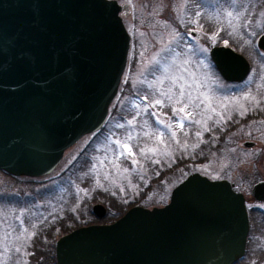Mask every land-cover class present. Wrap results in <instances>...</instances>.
<instances>
[{
  "label": "rangeland",
  "instance_id": "rangeland-1",
  "mask_svg": "<svg viewBox=\"0 0 264 264\" xmlns=\"http://www.w3.org/2000/svg\"><path fill=\"white\" fill-rule=\"evenodd\" d=\"M117 1L123 6L121 15L131 42L108 119L101 130L67 149L48 175L14 176L0 170V264H29L28 248L35 249L32 241L40 231L46 228L40 241L44 246L55 227L58 231L68 225L76 227V215L85 226L106 224L117 219L126 206H164L190 172L229 180L246 196L264 179V114L256 117L259 109H264V101L258 97L264 90V54L257 40L254 43V37L264 33V0ZM228 11L233 17L226 15ZM191 31L198 37L190 36ZM219 39L244 52L252 63L246 81L226 82L212 67L209 53ZM169 77H183L178 83L186 88L191 85L187 90L193 98H209L200 108H189L200 124L189 118L183 121V130L176 127L180 116L173 115L172 107L179 105L165 102L146 107L162 98L160 91L172 87ZM157 119L165 123L159 124ZM129 120L134 123L128 124ZM237 121L240 126L232 128L227 140L218 141L213 136ZM168 123L173 124L172 129L167 128ZM129 134L133 139L128 140ZM117 140L131 145L135 155H121L123 149L114 143ZM246 140L254 141L255 146L244 147ZM133 159L138 163L133 164ZM165 171L169 174L164 177ZM151 184L155 185L153 191L143 194ZM89 202H93L92 212ZM97 204L106 208L105 216L93 213ZM253 227L245 262L261 259L258 248L264 243V234L257 239L258 229H263L260 216Z\"/></svg>",
  "mask_w": 264,
  "mask_h": 264
},
{
  "label": "water",
  "instance_id": "water-1",
  "mask_svg": "<svg viewBox=\"0 0 264 264\" xmlns=\"http://www.w3.org/2000/svg\"><path fill=\"white\" fill-rule=\"evenodd\" d=\"M122 10L117 0H0V169L48 175L67 149L104 126L130 50ZM257 45L264 51V34ZM210 57L227 82H243L252 70L227 44L212 46ZM252 192L264 200V180ZM93 213L103 217L106 208L97 204ZM249 228L245 195L229 180L194 172L164 206L136 205L112 223L61 236L56 261L234 264Z\"/></svg>",
  "mask_w": 264,
  "mask_h": 264
},
{
  "label": "snow or ice",
  "instance_id": "snow-or-ice-1",
  "mask_svg": "<svg viewBox=\"0 0 264 264\" xmlns=\"http://www.w3.org/2000/svg\"><path fill=\"white\" fill-rule=\"evenodd\" d=\"M226 15L228 17H233V12L232 11H228L226 13ZM236 15H239V13H236ZM227 43V42H226ZM159 70V69H157ZM165 72H167V68L164 69ZM169 79L172 80V87H175L177 90L176 92L172 91V87H169L166 91H160V96L162 98L160 99H155L154 104H150L147 105L146 107H155V106H159V105H163L165 104V102H167L170 105H179V107H172V112L173 115H179L180 116V122L176 125V127H179L181 130L184 129L185 125L183 124V121L189 118L193 119V122L196 124H200L201 120H196L194 119L193 116V112L189 111V108L192 107L193 105L196 108H200V106L202 104H205L208 102L209 98L207 96H204L203 99H201L199 96L193 98L192 93L190 91L187 90V88H190L191 85H188L187 88L183 85V84H179L178 81L182 80L183 77H169ZM160 83H163V81H159ZM145 99L147 100L148 97H145ZM212 111H215V109H212ZM183 114V115H181ZM155 115V114H153ZM134 121L129 120L128 124H133ZM157 123L159 124H164L165 122L163 120H159L157 119ZM167 128L172 129L173 128V124L172 123H168ZM118 127H124V125H118ZM145 135H148V133H145ZM153 135H155V133H153ZM164 133H159V136H163ZM172 137L176 136V132L173 131L171 133ZM197 135H199V133H197ZM133 139L132 135L129 134L128 135V140ZM116 144V146L118 148H122L123 152L121 153V155L123 154H127L128 156H134L135 154L132 151V147L131 145H129L128 143H122L121 141L117 140L114 142ZM156 149H147V152H152L155 153ZM141 154H145V150H141ZM101 163H103V161H101ZM133 164L138 163V161H136L135 159L132 160ZM16 251H19V249H16Z\"/></svg>",
  "mask_w": 264,
  "mask_h": 264
},
{
  "label": "trees",
  "instance_id": "trees-1",
  "mask_svg": "<svg viewBox=\"0 0 264 264\" xmlns=\"http://www.w3.org/2000/svg\"><path fill=\"white\" fill-rule=\"evenodd\" d=\"M186 29H184V28H182L181 29V31H185ZM226 33H227V31H226ZM225 33V34H226ZM188 34V33H187ZM222 34V33H221ZM225 34H222V35H225ZM224 39H219V40H217L216 41V43H215V45H219V44H222L224 41H223ZM257 39H256V37H254V43H255V41H256ZM230 41V40H229ZM230 43H231V45H234L233 43H232V41H230ZM238 51V50H237ZM243 54H245L244 52H242ZM263 54H264V52H263ZM246 55V54H245ZM210 63H211V65H212V67L214 68V70L216 71V73L219 75V72H218V70H217V68L215 67V65L213 64V62L211 61V59H210ZM258 97H260L261 99H260V101H264V90L263 89H261V91H259V94H258ZM262 105V104H261ZM262 106H264V104L262 105ZM264 110V109H263ZM263 110H261V109H259V112H258V115L256 116V117H261V116H263L262 114H264V111ZM254 118V117H253ZM242 121V120H241ZM240 126V122L239 121H237V122H234V124H233V126L231 127V126H226V129H223V131H216L215 132V134H213V136H215V138L218 140V141H221V140H227V138H228V136H227V134L228 133H230L231 131H232V128L234 127V126ZM235 128V127H234ZM104 130V129H103ZM102 130V131H103ZM102 131H100V132H102ZM210 139V138H209ZM211 140H213V139H211ZM82 154V155H81ZM79 156H78V158L76 159V161L71 165V166H73L76 162H78V159H79V157L80 156H83V154H84V152L83 153H81ZM176 168H174V169H172V171H174ZM191 173V172H190ZM190 173H188V174H190ZM169 173L167 172V171H165V173L163 174L164 175V177L165 176H167ZM187 174V175H188ZM158 182H160V181H158ZM154 187H155V185H149L144 191V193L143 194H148L149 192H152L153 191V189H154ZM235 189L237 190V191H240V190H238L237 189V185H235ZM163 190H165L164 188H163ZM92 204H93V202H89V205H88V208H89V211H91V207H92ZM138 204V203H137ZM136 205V204H135ZM135 205H133V206H135ZM132 206H126V208L125 209H123L121 212H120V216L118 217V218H120L122 215H124L127 211H128V209H130ZM92 212V211H91ZM117 218V219H118ZM82 218L80 217V216H74V220H76V222L78 223L77 225H76V227L74 226H70V225H68V226H66V229H64V228H59L60 230L58 231V230H56V229H58L57 227H55L54 228V232H52L51 234H50V236H49V238H48V242L46 243V245H44V246H42L41 245V243H40V241H42V235L44 234L43 233V231L46 229V228H43L42 229V231H40V234L38 235V238L36 239V241L34 242V241H32L33 242V246L35 247V249H29L28 248V252L29 253H31L30 254V257H29V254H28V256H27V258H28V263L29 264H57V262H56V252H55V245H56V241H57V239L60 237V236H62V235H64V234H66V233H68V232H70V231H72V230H74V229H76L77 227H80V226H82L83 225V223H80L79 224V222L80 221H82L81 220ZM117 219H115V220H117ZM115 220H113L112 222H114ZM65 223V222H64ZM60 224H63V223H60ZM85 225V224H84ZM59 226H62V225H59ZM43 244H45L44 242H43Z\"/></svg>",
  "mask_w": 264,
  "mask_h": 264
},
{
  "label": "flooded vegetation",
  "instance_id": "flooded-vegetation-1",
  "mask_svg": "<svg viewBox=\"0 0 264 264\" xmlns=\"http://www.w3.org/2000/svg\"><path fill=\"white\" fill-rule=\"evenodd\" d=\"M262 34H264V33H262ZM261 35H259V37ZM261 180H264V179H261ZM246 205H247V210H248V215H249L250 229H249V233H248V237H247L245 254L239 260H237L235 264H251V262L254 263V261H256V263L259 262V264L260 263H264V257H263L264 256V248H263L264 247V243L262 244V246L260 245V247L258 248L259 249V253H260L258 256L261 259H256L255 260V258H253L249 262H245L246 258L248 257L250 242L252 240V235H253L252 233L254 231L253 222H254V220H255V218L257 216H260V221L263 223V229H258L259 231H258V234H257V239L261 236V234H264V200L257 199L253 195V192L251 190L250 195L246 196ZM253 238H254V236H253Z\"/></svg>",
  "mask_w": 264,
  "mask_h": 264
}]
</instances>
